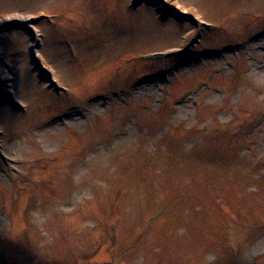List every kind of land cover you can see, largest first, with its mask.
I'll list each match as a JSON object with an SVG mask.
<instances>
[{
	"label": "rangeland",
	"instance_id": "obj_1",
	"mask_svg": "<svg viewBox=\"0 0 264 264\" xmlns=\"http://www.w3.org/2000/svg\"><path fill=\"white\" fill-rule=\"evenodd\" d=\"M0 103V264H264V0H0Z\"/></svg>",
	"mask_w": 264,
	"mask_h": 264
},
{
	"label": "water",
	"instance_id": "obj_2",
	"mask_svg": "<svg viewBox=\"0 0 264 264\" xmlns=\"http://www.w3.org/2000/svg\"><path fill=\"white\" fill-rule=\"evenodd\" d=\"M21 27L24 28V29H26V31L29 32V30L25 27V25L21 24ZM4 102H6V103H8V104H10V105H12V106H14V107H19V105L17 104V102L14 101L12 98H10V97L7 96V95H6L5 99H4ZM1 104H2V103H0V105H1Z\"/></svg>",
	"mask_w": 264,
	"mask_h": 264
}]
</instances>
